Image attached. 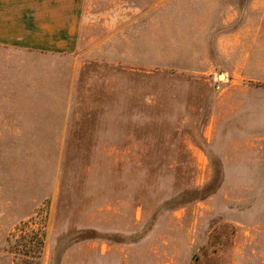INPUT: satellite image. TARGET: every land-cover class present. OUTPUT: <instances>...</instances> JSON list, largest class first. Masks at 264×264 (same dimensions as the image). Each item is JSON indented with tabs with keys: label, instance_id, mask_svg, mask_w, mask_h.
I'll use <instances>...</instances> for the list:
<instances>
[{
	"label": "rangeland",
	"instance_id": "1",
	"mask_svg": "<svg viewBox=\"0 0 264 264\" xmlns=\"http://www.w3.org/2000/svg\"><path fill=\"white\" fill-rule=\"evenodd\" d=\"M85 8L0 46V264H264V0Z\"/></svg>",
	"mask_w": 264,
	"mask_h": 264
},
{
	"label": "crops",
	"instance_id": "2",
	"mask_svg": "<svg viewBox=\"0 0 264 264\" xmlns=\"http://www.w3.org/2000/svg\"><path fill=\"white\" fill-rule=\"evenodd\" d=\"M86 0H0V46L77 45Z\"/></svg>",
	"mask_w": 264,
	"mask_h": 264
},
{
	"label": "trees",
	"instance_id": "3",
	"mask_svg": "<svg viewBox=\"0 0 264 264\" xmlns=\"http://www.w3.org/2000/svg\"><path fill=\"white\" fill-rule=\"evenodd\" d=\"M31 227V223H24L20 229L24 241L29 239L31 242L29 244H18V246L14 248L12 247L16 254L20 255V262L22 264H31L33 261L32 258L39 257L45 247L46 234L44 229H42V227L32 229ZM21 251H23V253ZM35 254H37V256Z\"/></svg>",
	"mask_w": 264,
	"mask_h": 264
}]
</instances>
